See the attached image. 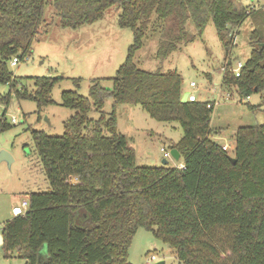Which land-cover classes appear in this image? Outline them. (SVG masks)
Masks as SVG:
<instances>
[{
	"label": "trees",
	"instance_id": "obj_1",
	"mask_svg": "<svg viewBox=\"0 0 264 264\" xmlns=\"http://www.w3.org/2000/svg\"><path fill=\"white\" fill-rule=\"evenodd\" d=\"M46 2L0 0V82L10 84L0 99L7 103L15 88L8 61L28 56L33 40L49 24L43 19ZM52 3L62 27L92 23L117 5L119 24L132 29L134 41L110 89L96 79L88 95L62 92V104L75 110L62 134L32 130L49 188L26 192L25 214L4 221L5 257L17 255L25 264H133L129 248L144 227L185 264H264V123L239 126L233 151L224 149L211 137L214 105L182 101L179 72L145 69L136 60L149 31L158 32L157 56L164 58L200 35L209 19L230 52V26L253 14L250 57L239 75L229 60L222 82L234 84L241 100L264 91V5L242 0ZM59 79L36 77L32 90H16V95L35 99L40 109L53 102ZM108 95L111 111L104 109ZM120 103L138 104L158 120L179 121L183 135L171 147L180 151L184 167L137 164L134 147L117 127ZM92 110L97 117L90 116ZM7 125L0 116V129Z\"/></svg>",
	"mask_w": 264,
	"mask_h": 264
},
{
	"label": "rangeland",
	"instance_id": "obj_2",
	"mask_svg": "<svg viewBox=\"0 0 264 264\" xmlns=\"http://www.w3.org/2000/svg\"><path fill=\"white\" fill-rule=\"evenodd\" d=\"M242 1L254 7L264 5V0ZM119 11L115 5L92 23L62 27L52 0H47L43 19L48 26L41 28L25 59H20L17 65L8 61L15 88H12L9 103L0 99V116L8 123L0 129V152L7 151L13 160L11 164L5 159L0 161V228L13 216L12 207L20 205L26 191L49 188L32 130L40 129L52 135L64 132V121L75 110L62 104V92L74 89L88 95L96 79H100L104 87H112L111 78L125 61L134 41L132 29L119 24ZM254 17L248 15L239 25L230 26L234 32L230 52L223 46L213 20L209 19L200 35L181 44L164 58L157 56L159 34L154 31L148 32L136 54V60L145 69L179 72L183 92L191 91L199 100L218 99L211 114V137L222 144L228 143L231 151L236 145L235 134L239 126L264 123V91L254 92L241 100L234 84L222 82L228 59L233 70L238 61L245 62L250 57V38L256 25ZM187 27L191 32L196 30L192 22ZM41 76L60 79L52 88L53 102L39 109L35 99L20 97L16 90H32L35 78ZM192 80L196 81L197 87L190 86ZM9 90V83L0 82V97ZM227 93L232 96L227 98ZM112 106L113 99L108 95L104 109L111 111ZM116 110L117 127L135 148L137 164L160 165L163 158H167L168 165H179L178 160L165 157L162 150H170L171 139L178 140L183 135L179 121L153 118L138 104L120 103ZM89 114L92 117L98 115L94 110ZM13 116L16 121H12ZM152 253L158 260L164 259L165 264H185L178 259L176 251L152 231L138 228L129 248V260L133 264H146V258ZM0 264H25V259L17 255L4 257L0 250Z\"/></svg>",
	"mask_w": 264,
	"mask_h": 264
},
{
	"label": "built area",
	"instance_id": "obj_3",
	"mask_svg": "<svg viewBox=\"0 0 264 264\" xmlns=\"http://www.w3.org/2000/svg\"><path fill=\"white\" fill-rule=\"evenodd\" d=\"M26 57L27 56H25V58ZM20 59L21 58L18 55H14L11 58V61H10L11 65H17L19 63ZM228 61H229V59H228ZM243 65H244V62H242V61H238L237 62L236 67L233 68V70H234V72H235L236 75H239L240 74V70H241V68H242ZM190 86L191 87H197L196 81L192 80L190 82ZM220 95H221V93H220ZM231 96H232L231 93H227V98H230ZM187 98H188V101H196V100H199L198 97H197V95L195 93L191 92V91H188ZM206 101L208 102V106H211V105L216 104L218 102V99L206 100ZM12 121H16L15 116L12 117ZM222 147L224 149H228L229 150V144L228 143H223L222 144ZM162 150L164 151L163 154H164L165 157H169L171 159H174L173 156L170 153V150H166L165 148H162ZM177 166L184 167V163H179V165H177ZM28 206H29V201H28L27 198H24L22 200V202L20 203V205H15V206L12 207V215L13 216H17V215H20V214H25V212L28 209ZM157 260H158V258L156 256V254L155 253H152V254H150L146 258V264H154L155 261H157Z\"/></svg>",
	"mask_w": 264,
	"mask_h": 264
},
{
	"label": "water",
	"instance_id": "obj_4",
	"mask_svg": "<svg viewBox=\"0 0 264 264\" xmlns=\"http://www.w3.org/2000/svg\"><path fill=\"white\" fill-rule=\"evenodd\" d=\"M187 96H188V91H185L183 93V95H182V101H188ZM170 153H171V155L173 156V158L175 160H179L180 157H181V153L178 150V148H176V147H171L170 148ZM4 159L7 160L9 164H11V162L13 160L12 156L7 151L2 150L0 152V161L4 160ZM232 159H233L234 162L236 161L235 158H232ZM162 163L163 164H167L168 163V159L167 158H163ZM3 243H4V238H3L2 230H0V250L1 251L3 250ZM154 264H165V260L164 259L157 260V261H155Z\"/></svg>",
	"mask_w": 264,
	"mask_h": 264
},
{
	"label": "crops",
	"instance_id": "obj_5",
	"mask_svg": "<svg viewBox=\"0 0 264 264\" xmlns=\"http://www.w3.org/2000/svg\"><path fill=\"white\" fill-rule=\"evenodd\" d=\"M48 26V25H47ZM45 28V27H44ZM174 121V120H173ZM119 130V129H118ZM212 135V134H211ZM180 139V138H179ZM178 139V140H179ZM178 140H174V139H171V144H172V142H177ZM132 145V144H131ZM135 149V148H134ZM136 152V151H135ZM178 163H184V159H183V157L181 156L180 157V159L178 160ZM26 192H28V191H26ZM0 230H1V228H0ZM3 253V252H2ZM3 255H4V253H3ZM4 257H5V255H4Z\"/></svg>",
	"mask_w": 264,
	"mask_h": 264
}]
</instances>
